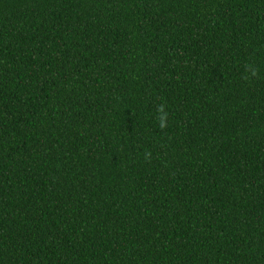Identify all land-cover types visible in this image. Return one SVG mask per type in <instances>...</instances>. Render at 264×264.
<instances>
[{"label":"trees","instance_id":"trees-1","mask_svg":"<svg viewBox=\"0 0 264 264\" xmlns=\"http://www.w3.org/2000/svg\"><path fill=\"white\" fill-rule=\"evenodd\" d=\"M0 264H264V0H0Z\"/></svg>","mask_w":264,"mask_h":264}]
</instances>
